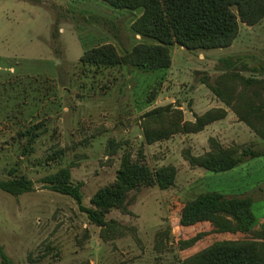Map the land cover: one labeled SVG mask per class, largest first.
<instances>
[{
	"label": "rangeland",
	"instance_id": "374dc122",
	"mask_svg": "<svg viewBox=\"0 0 264 264\" xmlns=\"http://www.w3.org/2000/svg\"><path fill=\"white\" fill-rule=\"evenodd\" d=\"M141 12L101 0H0V179L25 177L34 183L33 192L19 196L0 189V246L14 264H182L217 241H261L254 233L264 231V157L248 159L242 152L262 150L264 136L202 81L216 85L223 74H234L227 80L234 101L258 91L264 107V19L253 27L241 24L229 48L172 46L167 70L123 67L85 76L79 60L89 49L112 44L123 56L138 43H155L132 31ZM226 58H232V69ZM249 78L258 84L246 85ZM19 83L25 95L16 92ZM168 106L182 112L183 122L215 108L227 109L228 116L198 134L148 145L144 114ZM33 127L40 136L29 146L30 135L22 134ZM217 144L238 148L244 162L213 173L186 159L188 152L203 156ZM125 154L153 171L174 166L176 180L167 190L131 191L124 208L106 214L115 227L103 236L74 199L44 183L46 176L70 168L72 182L83 184L82 205L92 208L96 192L115 182ZM207 192L252 198V231L216 234L209 223L182 227L184 205ZM200 232L209 233L194 247L180 249L179 241Z\"/></svg>",
	"mask_w": 264,
	"mask_h": 264
},
{
	"label": "trees",
	"instance_id": "16d2710c",
	"mask_svg": "<svg viewBox=\"0 0 264 264\" xmlns=\"http://www.w3.org/2000/svg\"><path fill=\"white\" fill-rule=\"evenodd\" d=\"M118 9L142 10L133 22L132 31L144 39H153L155 43H138L123 56L112 44H103L87 50L79 60V67L85 76L104 75L107 71H119L123 67H133L142 71L167 70L173 60L170 48L179 46L190 51L213 50L231 47L240 34V25L253 27L264 19V0H101ZM227 70L233 68L232 58L223 59ZM234 74H223L213 85L209 78L206 84L215 95L226 103L240 121L248 124L255 133L264 136V107L260 106L258 91H246L234 101V94L227 92V80ZM246 85L258 84L249 78ZM20 84V83H19ZM10 89L21 95L27 89L20 84ZM23 88V89H22ZM10 90V91H11ZM228 110L215 108L198 116L193 122H183L182 112L172 106L159 107L144 114L143 137L148 145L166 140L176 134H198L207 126L224 120ZM33 127L22 135H30L29 146L40 133ZM25 151H29L26 147ZM238 148L223 149L218 144L203 156H193L189 152L186 159L192 167L208 172L224 173L231 171L244 162L237 157ZM248 159L264 157L262 150H244ZM174 166H165L152 170L147 165L134 162L131 154L122 158L116 180L113 184L101 188L91 199L92 208L83 204V184L72 182L70 168L46 176L44 183L54 192L71 197L79 205L89 220L102 228V236L115 227L114 221L107 222L106 214L113 209L124 208L128 194L142 186H157L161 190L170 189L176 180ZM0 189L10 195L19 196L34 191V183L25 178L1 180ZM250 197L228 196L219 192H207L197 195L184 205L179 223L182 227H192L200 223H209L211 233L236 234L249 233L256 222ZM209 232L197 233L194 237L179 241L181 250L194 247ZM257 240L217 241L192 256L182 264H264V231L255 232ZM0 264H14L0 246Z\"/></svg>",
	"mask_w": 264,
	"mask_h": 264
},
{
	"label": "crops",
	"instance_id": "0c3cea01",
	"mask_svg": "<svg viewBox=\"0 0 264 264\" xmlns=\"http://www.w3.org/2000/svg\"><path fill=\"white\" fill-rule=\"evenodd\" d=\"M137 37H139V36H137Z\"/></svg>",
	"mask_w": 264,
	"mask_h": 264
}]
</instances>
